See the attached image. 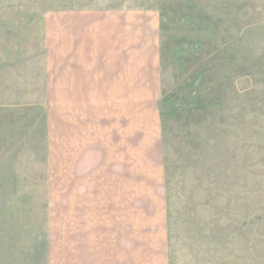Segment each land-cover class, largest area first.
Returning <instances> with one entry per match:
<instances>
[{"label":"rangeland","instance_id":"obj_1","mask_svg":"<svg viewBox=\"0 0 264 264\" xmlns=\"http://www.w3.org/2000/svg\"><path fill=\"white\" fill-rule=\"evenodd\" d=\"M0 105V264H264V0H0Z\"/></svg>","mask_w":264,"mask_h":264},{"label":"crops","instance_id":"obj_2","mask_svg":"<svg viewBox=\"0 0 264 264\" xmlns=\"http://www.w3.org/2000/svg\"><path fill=\"white\" fill-rule=\"evenodd\" d=\"M151 67L153 69H155V65L151 64ZM154 87H157L156 84H154ZM128 94L127 95H130L131 93L130 92H127ZM153 95L154 92H153ZM0 108H1V105H0ZM91 250V249H90ZM87 251V250H86ZM76 250L69 252L66 257L62 255V257L59 259V262H52L51 261V257H50V254H49V257H48V261L45 262L44 264H164V263H134V262H97V261H94L93 259H90L89 261H78V258L77 256L75 257V253Z\"/></svg>","mask_w":264,"mask_h":264}]
</instances>
